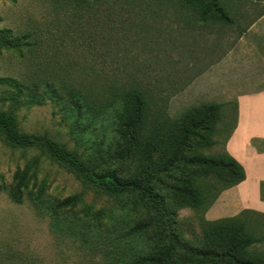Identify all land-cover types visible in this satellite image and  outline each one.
<instances>
[{"label": "rangeland", "instance_id": "obj_1", "mask_svg": "<svg viewBox=\"0 0 264 264\" xmlns=\"http://www.w3.org/2000/svg\"><path fill=\"white\" fill-rule=\"evenodd\" d=\"M178 1L106 0L95 5L86 23L81 24L78 11L72 10L71 15L55 12L52 0H0V31L10 30L14 36L33 32L41 41L36 56L28 49L20 55L0 48V78L30 83L29 78L34 77L36 82L41 76L63 74L62 69L66 71L69 66L90 74L75 76L77 72L73 70L68 73L72 81H85L88 85L98 83L97 78L106 87L115 76H91L92 73L102 68L112 75L118 65L120 84L146 92L153 122L182 119L195 105L227 99L225 78L217 76L222 85L214 90L213 96L209 83L206 84L209 76L204 75L236 48L247 28L245 16L256 10L255 1L264 0H219L229 10L233 25L211 21L205 24L194 15V10L187 9L191 5L176 8ZM88 2L80 0V5ZM83 41L91 45L88 47ZM234 77L237 83L238 76ZM247 77L248 82L264 83V79L259 80L262 76ZM192 82L195 84L190 85ZM12 91L0 85V115L15 117L23 135L48 137L98 171H113L122 177L137 172L138 159L120 158L116 153L117 137L108 122L77 115L63 101L33 104L27 99L5 100ZM234 111L232 106L222 110L221 123L213 136L217 144L203 148L204 153L224 152ZM159 157L157 154L156 158ZM34 160L38 161L37 176L30 181L24 203L16 204L9 193L14 173ZM163 178L171 182L169 177ZM0 184L8 187L0 190V264H128L151 248L155 228L120 241L119 250L110 243L145 217L137 197L113 196L96 190L43 149L14 147L1 132ZM42 185L47 207L43 211L32 200ZM217 187L223 188L224 184L220 182ZM156 188L166 192L163 186ZM77 194L83 199L67 211L61 225L70 218H82L83 237L59 229L58 222L49 215L52 212L49 207ZM108 225H114L115 231L114 228L109 231ZM167 228L168 242L172 235H178L180 245L200 246L202 229L196 210L189 207L177 210ZM178 254L187 251L182 249Z\"/></svg>", "mask_w": 264, "mask_h": 264}, {"label": "trees", "instance_id": "obj_2", "mask_svg": "<svg viewBox=\"0 0 264 264\" xmlns=\"http://www.w3.org/2000/svg\"><path fill=\"white\" fill-rule=\"evenodd\" d=\"M52 1L56 6L55 12L71 15L72 10L78 11L79 17L82 18L81 24H85L92 14V8L106 0H94L93 3L89 0L85 6L80 5V0ZM190 5L191 8L187 9L194 10V15L205 24L209 21L214 24L234 23L229 10L219 0H179L176 8ZM10 33L7 29L0 31V48L14 50L20 55L28 49L32 56L37 55L41 45L38 34L29 32L23 36H14ZM82 43L88 47L91 45L86 41ZM118 54L116 52V55ZM68 67L65 68L67 72L62 69L63 74L41 76L36 82L34 77L29 78L30 83L14 78H0V85L13 89L5 100L27 99L33 104L63 101L68 104V109L72 108L78 112L75 113L77 115L85 114L89 118L108 122L117 137L114 142L116 153L120 158L138 159L140 164L137 172L122 177L113 171H98L48 137L23 135L15 117L0 115V132L6 141L17 148L43 149L51 158L67 166L96 190L113 196L137 197V201L143 206L145 217L131 226L126 233L118 235L116 241L110 240V243L114 249L119 250L120 241L125 238L155 229L149 251L133 258L128 264H241L237 258L238 245L230 241V224L224 225L221 221L210 222L205 218L206 212L224 190L246 179L243 166L227 152L208 155L202 151L203 148H211L217 144L213 136L217 133L225 106L205 103L190 108L182 119L153 122L146 92L133 86L125 88L120 84L117 80L120 72L118 65L114 66L116 69L112 75L102 68L92 73L91 76H115L112 84L106 87L101 85L97 78L95 82L98 83L88 85L85 81H72L68 73L73 70L77 72L75 76L80 73L82 76L90 74L87 75L82 68L78 72L74 67ZM157 154H160L159 159L156 158ZM37 167L38 161L34 160L24 169H16L13 184L9 189L16 204L24 203L30 181L37 176ZM176 170L178 174L175 173ZM163 176L169 177L171 182H167ZM220 182L224 184L223 188L217 187ZM156 185L163 186L166 192H159ZM0 190H8V187L0 184ZM44 198L45 186L42 185L39 193L32 196L41 211L47 208L43 202ZM82 199L83 196L77 194L59 200L53 207H49L52 211L49 215L58 222L59 229L81 237L85 234L82 218H70L64 221L63 225L61 222L62 218L65 219L67 211L75 208ZM184 207L200 213L202 235L198 247L190 244L188 247L180 245L178 235H172L170 242L167 241V225L172 217L177 215V210ZM112 228L114 225L107 227L109 231ZM174 236H177V239L173 240ZM182 249L186 250L187 254L179 255L178 252Z\"/></svg>", "mask_w": 264, "mask_h": 264}, {"label": "crops", "instance_id": "obj_3", "mask_svg": "<svg viewBox=\"0 0 264 264\" xmlns=\"http://www.w3.org/2000/svg\"><path fill=\"white\" fill-rule=\"evenodd\" d=\"M253 5L256 10L245 16L247 28L236 48L204 75L209 76L206 84L213 90L211 94L222 85L217 76L225 78L227 99L206 103L223 104V110L234 108L236 118L228 131L224 151L246 173L243 182L221 193L205 218L230 224V241L238 245L241 264H264V83L248 82L247 77L264 79V1H255ZM234 76H238L237 83Z\"/></svg>", "mask_w": 264, "mask_h": 264}]
</instances>
